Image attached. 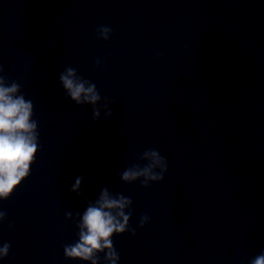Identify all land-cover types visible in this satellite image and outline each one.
Here are the masks:
<instances>
[{
    "label": "water",
    "instance_id": "1",
    "mask_svg": "<svg viewBox=\"0 0 264 264\" xmlns=\"http://www.w3.org/2000/svg\"><path fill=\"white\" fill-rule=\"evenodd\" d=\"M68 69L95 105L71 99ZM0 80L38 132L29 175L0 198V264H111L107 248L64 255L105 190L131 201L116 264L264 251V0H0ZM149 165L162 180L121 179Z\"/></svg>",
    "mask_w": 264,
    "mask_h": 264
},
{
    "label": "clouds",
    "instance_id": "2",
    "mask_svg": "<svg viewBox=\"0 0 264 264\" xmlns=\"http://www.w3.org/2000/svg\"><path fill=\"white\" fill-rule=\"evenodd\" d=\"M102 30L111 31L106 27ZM73 75V70L68 69L66 75L60 76V81L68 95L77 104L95 105L100 99L95 85L89 84L85 88L86 82L72 79ZM18 88L16 83L10 87H4L3 81L0 80V198H7L12 189L29 175V166L38 149L37 122L30 119L33 115V105L30 100H25L23 95H16ZM98 115L99 112L94 110L93 117ZM147 155L148 153H145V156ZM151 156L154 162L165 159L159 157L155 150L151 152ZM152 166L149 165L142 171L126 170L121 179L130 181L145 176L150 180H162L161 175H149ZM79 183L78 178L72 191H76ZM130 202V199L123 196L112 199L106 190L103 191L96 206H89L83 213L82 222L78 225L81 228L79 241L74 245L64 247L65 257L89 260L93 258L94 253L107 248L110 251L106 254V259H109L111 264H116L119 256L109 237L113 233L120 234L128 230L127 223L130 213L125 215L123 209ZM113 211H115V216L112 214ZM5 215L4 212H0V219L5 218ZM117 217L120 219L118 220ZM131 231L132 235H135V231ZM9 249L8 243L0 248V259L7 257ZM93 264H96L95 259H93ZM251 264H264V251L256 256Z\"/></svg>",
    "mask_w": 264,
    "mask_h": 264
}]
</instances>
